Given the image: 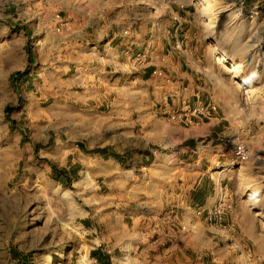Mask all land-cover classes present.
<instances>
[{
  "label": "rangeland",
  "instance_id": "374dc122",
  "mask_svg": "<svg viewBox=\"0 0 264 264\" xmlns=\"http://www.w3.org/2000/svg\"><path fill=\"white\" fill-rule=\"evenodd\" d=\"M124 1L118 6L123 23V14L129 15V10L148 12L152 19L165 18L152 26L156 29L152 38L159 40H164L171 11H188L196 52L185 50L180 57L173 43L170 52L148 53L146 62L154 63L159 54L170 61H178V56L183 62L197 61L200 81L213 89L231 138L248 147L249 157L235 160L226 172L229 182L237 184L229 206L246 221H255L259 243L249 242L247 248L251 255L258 252L264 262V0ZM60 34L54 31L28 41L42 68L58 61L52 69L56 76L67 61L61 56L66 54L55 49ZM14 45V36L0 30V264H98L89 252L100 242L108 245L113 264H132L125 253L133 245L132 213L136 208L146 212L150 191L162 178L163 164L144 170L146 174L128 176L124 166L113 167L93 153L106 143H128L130 133L121 131L130 128L128 124L104 131L106 122L101 116L82 114L61 103H38L31 96L19 97L10 80L9 56ZM154 70L160 73L155 76L167 73ZM133 86L134 107H142L143 85L136 82ZM150 95L145 96V106L147 98L152 107L160 108L155 95ZM135 127L139 129L140 123ZM156 130L144 129L147 134ZM149 147L157 150L158 159L168 158L160 141L152 140ZM226 154L222 160L229 163L232 156L229 151ZM38 210L41 220L35 218Z\"/></svg>",
  "mask_w": 264,
  "mask_h": 264
},
{
  "label": "crops",
  "instance_id": "0c3cea01",
  "mask_svg": "<svg viewBox=\"0 0 264 264\" xmlns=\"http://www.w3.org/2000/svg\"><path fill=\"white\" fill-rule=\"evenodd\" d=\"M121 2L0 0V30L15 39L9 61L13 67L10 80L18 96L101 116L106 122L104 131L128 124L130 128L121 130L130 133L128 143H106L93 151L113 167L124 166L128 176L132 172L134 176L146 174L163 164L162 178L150 191L146 212L136 208L132 213L133 245L125 250L132 264H264L258 252L251 255L247 248L249 242L259 243L255 221H246L229 206L237 184L230 183V175L223 171L235 162L226 117L214 101L213 89L200 81L197 61L188 63L180 58L185 50L196 52L195 34L188 30V11L172 10L164 40H159L152 38L156 32L152 26L165 18L152 19L148 12L129 10V15L123 14V23L118 12ZM55 13L60 14L61 22L54 19ZM59 24L61 34L55 49L65 53L61 56L67 61L56 76L52 69L58 61L44 69L38 57L31 51L28 55L26 45L29 39L52 34ZM173 43L179 48L178 61L159 54L154 63L146 62L148 53L170 52ZM154 69L167 73L155 76ZM136 82L143 85V105L138 108L134 107ZM150 94L155 95L160 108L152 107L147 98L145 106V96ZM211 103L217 104V109L208 117L191 113L196 106ZM173 113L180 117L177 121L169 120ZM186 116L191 123L184 122ZM136 122L140 123L137 130ZM145 127L157 130L147 134ZM152 140L164 145L169 159H158L157 150L149 147ZM120 147L127 150L115 149ZM227 151L232 156L229 163L222 160ZM220 198L221 219L209 222L211 208ZM96 246L90 252L106 255L113 264L108 245L100 242Z\"/></svg>",
  "mask_w": 264,
  "mask_h": 264
},
{
  "label": "built area",
  "instance_id": "2783aa9c",
  "mask_svg": "<svg viewBox=\"0 0 264 264\" xmlns=\"http://www.w3.org/2000/svg\"><path fill=\"white\" fill-rule=\"evenodd\" d=\"M54 19L58 22H61L60 14L55 13ZM60 25L61 24L56 25L54 27L55 32H60V29H61ZM153 73L158 74V75L160 74V73H157L156 71H153ZM216 109H217V104H215V103H211V104H207V105H198L195 108L191 109V113L195 114V115H199L201 117H208L210 115L211 111H214ZM179 118L180 117L178 116V114H172L169 116L170 121H177ZM183 120L187 124L191 123V119L187 116L183 117ZM228 143H229V147L231 149V152L233 154L234 161L246 159L249 157L250 151H249L248 147L246 146V144L244 143V141L237 139V138H235V139L231 138ZM221 201H222V198L217 199L216 203L211 208V211H210L209 217H208L209 222L219 221L221 219V216L223 213V207H222Z\"/></svg>",
  "mask_w": 264,
  "mask_h": 264
},
{
  "label": "trees",
  "instance_id": "16d2710c",
  "mask_svg": "<svg viewBox=\"0 0 264 264\" xmlns=\"http://www.w3.org/2000/svg\"><path fill=\"white\" fill-rule=\"evenodd\" d=\"M26 52L28 53V55L30 54V46H29V44L26 45ZM28 61H29V63H31L29 57H28ZM5 111H6V118H7L8 115H9L8 114V112H9L8 107L5 108ZM90 255L92 257H94L99 264H111L109 259L106 257V255H102V254H100L99 252H96V251L90 252Z\"/></svg>",
  "mask_w": 264,
  "mask_h": 264
},
{
  "label": "bare ground",
  "instance_id": "6f19581e",
  "mask_svg": "<svg viewBox=\"0 0 264 264\" xmlns=\"http://www.w3.org/2000/svg\"><path fill=\"white\" fill-rule=\"evenodd\" d=\"M210 6H211V5H210ZM210 26H211V25H210ZM212 27H213V26H212ZM213 53H216V50H214ZM228 71L231 72V71H233V70H232V69H228ZM257 159H259V157H257ZM230 168H231V167L227 165V166H225V168L223 169V171H226V172H227V171L230 170ZM35 207H37V206H35ZM37 208H38V207H37ZM35 214H36V213H35ZM35 218H36L37 220H39L40 218L42 219V211H39V210H38ZM36 219H35V220H36ZM41 219H40V220H41ZM48 261H49V260H48ZM47 264H51V262H49V263H47Z\"/></svg>",
  "mask_w": 264,
  "mask_h": 264
}]
</instances>
